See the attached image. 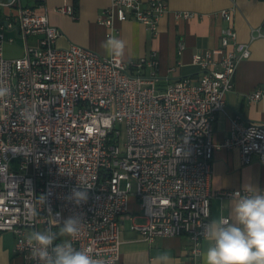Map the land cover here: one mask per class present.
<instances>
[{
    "label": "built area",
    "instance_id": "2783aa9c",
    "mask_svg": "<svg viewBox=\"0 0 264 264\" xmlns=\"http://www.w3.org/2000/svg\"><path fill=\"white\" fill-rule=\"evenodd\" d=\"M36 2L44 7V0ZM1 3L11 11L0 19V82L12 94L0 100V232H12L14 252L36 264L28 258L27 235L58 232V213H79L84 223L74 246L117 264L122 215L136 196L143 221L131 228L141 239L185 234L191 264H200L202 226L210 221L213 124L233 88L238 61L250 55L249 43L237 41L229 25L219 46L193 55L197 76L162 86L154 53L124 60L76 43L61 47V31L45 12L21 0ZM56 10L75 17L72 4ZM166 11L164 0H109L99 19L108 28L106 38L114 35V22L127 17L154 34ZM220 13L231 20L230 11ZM16 38L22 39V54L8 57L4 44ZM263 95L257 89L249 98ZM230 125L222 145L238 147L243 164L254 154L264 164V122L249 123L236 114ZM14 158L18 170L10 167ZM78 184L89 188V200L76 207L65 197ZM238 190L220 194L231 197Z\"/></svg>",
    "mask_w": 264,
    "mask_h": 264
},
{
    "label": "crops",
    "instance_id": "0c3cea01",
    "mask_svg": "<svg viewBox=\"0 0 264 264\" xmlns=\"http://www.w3.org/2000/svg\"><path fill=\"white\" fill-rule=\"evenodd\" d=\"M4 1L7 0H0V19L11 11L1 3ZM21 1L23 5L34 7L36 12H45L49 23L60 29L61 35L56 39L58 46L76 43L100 55H109L102 47L108 28L99 19L109 0H44V7L36 0ZM164 1L167 11L160 17L154 34L132 17L114 22V35L126 45L121 58L134 60L154 53L162 86L178 78L197 76L199 66L192 61L193 55L219 46L221 32L229 25L235 29L237 41L249 43L250 55L237 63L233 88L227 94L224 110L216 116L211 134L216 147L210 181V220L229 216L231 197L222 196L221 191L243 190L244 185L264 190V164L259 157L254 154L250 163L243 164L238 147L222 145L230 136L231 116L238 114L249 123L264 122V95L256 100L249 98L255 90L264 89V0ZM64 3L76 5L74 18L56 10ZM222 10L231 12L230 21L222 18ZM182 11L193 12L194 16L176 18L175 14ZM29 39L34 41V37ZM142 221L138 202L131 196L128 212L121 219V256L117 264H155L156 258L164 253L170 257L171 264H191L190 240L185 234L164 235L147 242L131 228L133 222ZM13 246L12 232H0V264H27L14 252ZM206 246L203 240L200 264Z\"/></svg>",
    "mask_w": 264,
    "mask_h": 264
},
{
    "label": "clouds",
    "instance_id": "9594fccd",
    "mask_svg": "<svg viewBox=\"0 0 264 264\" xmlns=\"http://www.w3.org/2000/svg\"><path fill=\"white\" fill-rule=\"evenodd\" d=\"M125 41L110 35L102 47L113 57H122ZM11 88L0 82V100L11 96ZM21 116L30 119L25 113ZM89 188L73 187L65 200L76 207L89 200ZM229 216H217L202 226L201 236L206 242L202 254V264H264V191L251 185L231 195ZM147 214L152 215L148 207ZM59 223V231L50 228L31 231L26 237L29 259L36 264H108L95 258L91 248H76L73 244L80 235L84 223L82 214L54 218ZM67 237L68 239H61ZM60 242H57V241ZM155 264H171L164 253L156 258Z\"/></svg>",
    "mask_w": 264,
    "mask_h": 264
},
{
    "label": "rangeland",
    "instance_id": "374dc122",
    "mask_svg": "<svg viewBox=\"0 0 264 264\" xmlns=\"http://www.w3.org/2000/svg\"><path fill=\"white\" fill-rule=\"evenodd\" d=\"M22 39L16 38L15 41L12 43H5L4 44V54L8 57H15V56H20L22 54ZM18 158H14L10 161V167L13 170H18L19 166V161L17 160ZM136 199V196H132Z\"/></svg>",
    "mask_w": 264,
    "mask_h": 264
},
{
    "label": "trees",
    "instance_id": "16d2710c",
    "mask_svg": "<svg viewBox=\"0 0 264 264\" xmlns=\"http://www.w3.org/2000/svg\"><path fill=\"white\" fill-rule=\"evenodd\" d=\"M74 5V4H73ZM76 5H74L73 7L75 8Z\"/></svg>",
    "mask_w": 264,
    "mask_h": 264
}]
</instances>
